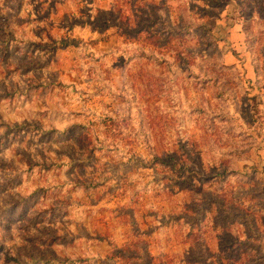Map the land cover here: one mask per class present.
Here are the masks:
<instances>
[{
	"label": "rangeland",
	"instance_id": "1",
	"mask_svg": "<svg viewBox=\"0 0 264 264\" xmlns=\"http://www.w3.org/2000/svg\"><path fill=\"white\" fill-rule=\"evenodd\" d=\"M263 116L264 0H0V264H264Z\"/></svg>",
	"mask_w": 264,
	"mask_h": 264
},
{
	"label": "trees",
	"instance_id": "2",
	"mask_svg": "<svg viewBox=\"0 0 264 264\" xmlns=\"http://www.w3.org/2000/svg\"><path fill=\"white\" fill-rule=\"evenodd\" d=\"M256 71H257V73H258V75L260 74V68H256ZM262 118V120H263V125H264V116L263 117H261ZM156 159H160V157H155ZM255 170V169H254Z\"/></svg>",
	"mask_w": 264,
	"mask_h": 264
}]
</instances>
